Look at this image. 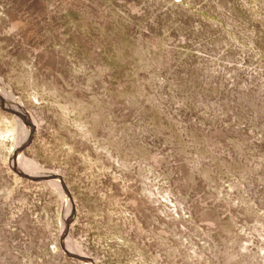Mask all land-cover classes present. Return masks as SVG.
Masks as SVG:
<instances>
[{"label": "rangeland", "instance_id": "obj_1", "mask_svg": "<svg viewBox=\"0 0 264 264\" xmlns=\"http://www.w3.org/2000/svg\"><path fill=\"white\" fill-rule=\"evenodd\" d=\"M0 264H264V0H0Z\"/></svg>", "mask_w": 264, "mask_h": 264}, {"label": "bare ground", "instance_id": "obj_2", "mask_svg": "<svg viewBox=\"0 0 264 264\" xmlns=\"http://www.w3.org/2000/svg\"><path fill=\"white\" fill-rule=\"evenodd\" d=\"M57 179V178H56Z\"/></svg>", "mask_w": 264, "mask_h": 264}]
</instances>
